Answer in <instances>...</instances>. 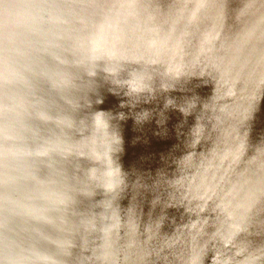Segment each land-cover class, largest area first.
<instances>
[{
    "label": "water",
    "instance_id": "obj_1",
    "mask_svg": "<svg viewBox=\"0 0 264 264\" xmlns=\"http://www.w3.org/2000/svg\"><path fill=\"white\" fill-rule=\"evenodd\" d=\"M0 264H264V0H0Z\"/></svg>",
    "mask_w": 264,
    "mask_h": 264
}]
</instances>
